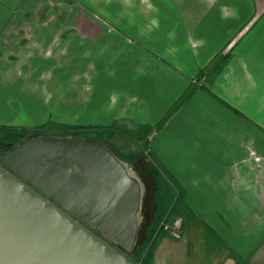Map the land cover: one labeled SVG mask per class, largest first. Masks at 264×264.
<instances>
[{
	"label": "crops",
	"instance_id": "1",
	"mask_svg": "<svg viewBox=\"0 0 264 264\" xmlns=\"http://www.w3.org/2000/svg\"><path fill=\"white\" fill-rule=\"evenodd\" d=\"M22 1L0 0V126L9 128L58 118L66 86L50 95L40 83L52 73L50 82L66 84L54 67L69 57L70 36L88 33L29 29L33 9H20ZM170 2L177 11L157 15L159 43L144 36L129 43L128 29L105 42L97 29L89 38L96 63H104L103 52L109 56L112 75L105 88L111 99L95 108L112 120L94 126L114 132L109 143L92 141L110 147L141 180L136 156L160 164L180 188L188 212L183 234L158 231L149 264H264V0ZM200 72L205 82L183 101ZM173 208L161 221L176 218Z\"/></svg>",
	"mask_w": 264,
	"mask_h": 264
},
{
	"label": "water",
	"instance_id": "2",
	"mask_svg": "<svg viewBox=\"0 0 264 264\" xmlns=\"http://www.w3.org/2000/svg\"><path fill=\"white\" fill-rule=\"evenodd\" d=\"M141 179L80 137L0 144V264H139Z\"/></svg>",
	"mask_w": 264,
	"mask_h": 264
},
{
	"label": "rangeland",
	"instance_id": "3",
	"mask_svg": "<svg viewBox=\"0 0 264 264\" xmlns=\"http://www.w3.org/2000/svg\"><path fill=\"white\" fill-rule=\"evenodd\" d=\"M166 1L169 2V5H166ZM28 4H31L29 9L33 10L32 14L27 15L31 17L28 18L27 22H24V26L29 29L33 27H48L57 30L70 29L71 32H75L76 34L79 32L84 33V31L88 33H86L84 37L72 34L70 36L71 45L69 57L67 55L62 66L56 64L54 67L56 72H62L60 75H57L60 79H64L65 82L67 81V85L60 82H50L53 77L52 73H49L46 77L47 79L45 78V81L40 83L41 85L43 84V87L48 86L47 89L52 91L49 93L50 95H55L57 91L61 90V86H66L67 90L65 89V91H68L67 93L70 95L67 99H58V110H56L58 118H49L50 121L48 124L41 127L9 128L0 126V144L13 148L36 135L54 138L81 136L91 140L107 142L114 132H111L110 129L100 130V128H97L99 126L96 127L94 125L104 124L103 122L106 120H112V118H107L109 116L105 115V110H100L103 114H100L98 109L95 110L96 104H98L101 99H104L106 102H109L111 99L110 97L107 98V96H109V89L106 90L110 82L109 80L112 77L111 72L108 71L111 64L107 61L109 56H107L106 52H103L104 63L100 64L99 61H97L99 63H96V53L94 47L90 45L94 42L91 43L89 38L95 39L92 34L94 30L97 29L103 31V41L105 42L112 40V38H116L118 29H128L134 33V35H123L124 39L129 43L134 42V37L141 39L143 36L145 39L150 38L153 42L156 41L159 43L157 36L158 30H156V28L159 27L157 15L165 9L170 12L177 11L174 7L175 5L171 3L170 0H23L20 3V9L28 7ZM67 36L69 35H63V37ZM85 38L87 39L85 40ZM85 44L88 45L86 47L92 49L90 53L89 51H87V53L84 52L88 50ZM98 54L101 53L98 52L97 55ZM59 55L60 54L57 53V57H59ZM101 65L103 67L100 71L97 67ZM67 71L70 73H68V76H64L63 73L66 74ZM102 71H105L104 74ZM201 76H205V74ZM200 77L193 81L192 84L194 86L201 85L199 80ZM202 80L204 83L206 79L203 78L201 81ZM100 85H102L101 91ZM96 94H98V97L94 99ZM100 95L101 97H99ZM114 97L115 95L113 98ZM61 104L67 107L65 109H63L64 107L61 108ZM84 104L87 105L86 108H84ZM25 118L26 115L22 111L19 120L24 121ZM16 119L18 120V118ZM61 119L69 122H60ZM79 124L93 125L94 127L82 130L73 128L75 125ZM157 129L158 128H154V130ZM145 137L143 138L145 139ZM249 150L251 154L252 152L256 153L253 147H250ZM142 155L147 156L146 152L143 151ZM140 156L141 155L136 156L135 159H139L140 161L144 160L145 162L141 163L138 160L136 163L138 169L140 168L142 170L143 175L141 181L144 189V214L147 215L148 213L152 220L149 224L147 218H142V215L140 217V235L137 240L136 249L141 259L135 258L133 260L139 264H149L147 258L152 250L153 242L159 234L158 231L161 232L160 226L165 222H171L172 220L169 221L171 218L173 219L172 215H169L166 219L161 221L166 208L168 209L169 206L171 207L173 203L174 217L181 216L183 222L184 219L187 218L188 212H186L187 210L183 204L181 194L179 193L180 188L175 185L174 179L169 178L168 173L160 164L156 162L152 163L145 157L141 159ZM166 188L171 189V193H174L168 196V194L165 193ZM170 214H172V212Z\"/></svg>",
	"mask_w": 264,
	"mask_h": 264
},
{
	"label": "built area",
	"instance_id": "4",
	"mask_svg": "<svg viewBox=\"0 0 264 264\" xmlns=\"http://www.w3.org/2000/svg\"><path fill=\"white\" fill-rule=\"evenodd\" d=\"M203 78H205V76H202L199 79L201 85L203 84V80L201 81V79ZM160 230L161 232L169 234L170 236L174 238H181L183 234V230H184L183 218L180 216V217L174 218V220H172L171 222L163 223L160 226Z\"/></svg>",
	"mask_w": 264,
	"mask_h": 264
},
{
	"label": "trees",
	"instance_id": "5",
	"mask_svg": "<svg viewBox=\"0 0 264 264\" xmlns=\"http://www.w3.org/2000/svg\"><path fill=\"white\" fill-rule=\"evenodd\" d=\"M201 75H202V72H200V75H198V77H200ZM196 88H197L196 86H192V88H190V90L185 94L183 101L189 100L192 97L193 93L195 92ZM93 127L94 126H92V125H83V124H81V125H75L73 128H76L78 130H82V129H88V128H93ZM74 137H78V136H74ZM139 235H138V238H139ZM136 247H137V243H136V246H135V249H134V251H135L134 253L137 255V258L141 259V256L138 255L139 252H137ZM131 258H132V256H131ZM132 259H134V258H132ZM148 259H149V256L147 258V261H148ZM144 261H145V258H144Z\"/></svg>",
	"mask_w": 264,
	"mask_h": 264
},
{
	"label": "flooded vegetation",
	"instance_id": "6",
	"mask_svg": "<svg viewBox=\"0 0 264 264\" xmlns=\"http://www.w3.org/2000/svg\"><path fill=\"white\" fill-rule=\"evenodd\" d=\"M132 258H137V255L135 253L131 254Z\"/></svg>",
	"mask_w": 264,
	"mask_h": 264
}]
</instances>
